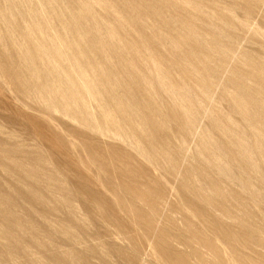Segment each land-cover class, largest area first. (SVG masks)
Returning <instances> with one entry per match:
<instances>
[{"label":"rangeland","instance_id":"obj_1","mask_svg":"<svg viewBox=\"0 0 264 264\" xmlns=\"http://www.w3.org/2000/svg\"><path fill=\"white\" fill-rule=\"evenodd\" d=\"M0 264H264V0H0Z\"/></svg>","mask_w":264,"mask_h":264},{"label":"bare ground","instance_id":"obj_2","mask_svg":"<svg viewBox=\"0 0 264 264\" xmlns=\"http://www.w3.org/2000/svg\"><path fill=\"white\" fill-rule=\"evenodd\" d=\"M164 25V24H163ZM63 95V94H62Z\"/></svg>","mask_w":264,"mask_h":264}]
</instances>
